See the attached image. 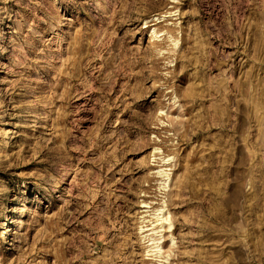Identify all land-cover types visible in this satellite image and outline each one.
<instances>
[{
	"label": "rangeland",
	"instance_id": "1",
	"mask_svg": "<svg viewBox=\"0 0 264 264\" xmlns=\"http://www.w3.org/2000/svg\"><path fill=\"white\" fill-rule=\"evenodd\" d=\"M162 263L264 264V0H0V264Z\"/></svg>",
	"mask_w": 264,
	"mask_h": 264
},
{
	"label": "bare ground",
	"instance_id": "2",
	"mask_svg": "<svg viewBox=\"0 0 264 264\" xmlns=\"http://www.w3.org/2000/svg\"><path fill=\"white\" fill-rule=\"evenodd\" d=\"M151 24H153V23H149V24L144 25V26L150 27ZM154 32L155 31L152 29L150 32V36L155 37L156 35ZM161 49H162L161 47L157 48V54L158 53L160 54ZM162 53L163 52H161V54ZM211 63H212V61H211ZM210 69L214 70L215 67H211ZM159 111L161 112L162 108H159ZM9 137L11 138L12 135H9ZM163 158L164 157H162L161 160ZM159 171H161V170H159ZM161 172H163V170ZM157 173H158V170H157ZM161 175H167L168 176V174L164 173V172ZM152 177H153V175H152ZM164 180L166 181V179H164ZM145 192H147V191L145 190ZM154 197L151 198V196H150L151 199H149V200H145V199L140 200L141 203L139 206L142 207L141 212L143 214L142 215L140 214L142 225H140L138 227L140 229L139 239L141 240L142 243L149 242L147 244L148 246L151 244L150 247L148 249H146V251H150V250L154 251V253H153L154 255L157 254V256L166 259L171 254L172 255L174 254V253H172L173 252V242H172L173 237L171 236V234H168L170 242L162 244L164 242V240H166V239L162 238V237H164V234L162 233V234H160V236H158V235L155 236L156 234L153 236V234L156 232H161V231L167 232L168 230H170L169 227H171V225L173 224L172 215H171V212L168 208L163 210L164 209L163 207H165L166 203L161 205L158 203V201L155 202L154 200H152V199H154ZM157 198H159V197H157ZM164 201L165 200H162V203ZM146 231H150V232H146ZM143 232H146V233L144 234ZM160 238H162V240H163L162 243L160 242V240H161ZM157 241H159V242H157ZM164 246H166V248H164Z\"/></svg>",
	"mask_w": 264,
	"mask_h": 264
}]
</instances>
